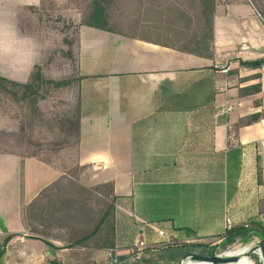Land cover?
Masks as SVG:
<instances>
[{
	"label": "crops",
	"instance_id": "crops-1",
	"mask_svg": "<svg viewBox=\"0 0 264 264\" xmlns=\"http://www.w3.org/2000/svg\"><path fill=\"white\" fill-rule=\"evenodd\" d=\"M40 5L0 0V68L15 70L0 77L17 89L16 97L0 89V102L6 100L0 104V264H76L65 259L72 250L57 251L55 239L30 237L24 219L27 204L65 173L50 165L54 138L45 141L53 147L50 158L41 157L38 126L23 115L29 97L18 86L34 82L39 60L25 81L16 77L27 46L40 52ZM166 12L150 16L143 31L78 26L77 119L73 142L70 135L64 143V149L74 144L69 165L84 172L83 185H110L115 247L138 241L153 247L168 237L192 245L187 254L203 245L218 249L233 237L229 245L264 241V65L239 64L264 58V19L249 0L227 2L219 13L215 4L211 46L183 50L179 21ZM223 66L226 72L218 70ZM30 99L36 115L39 97ZM8 102L15 110L9 112ZM41 162L55 168L56 177L25 203L23 182L27 173L35 181Z\"/></svg>",
	"mask_w": 264,
	"mask_h": 264
},
{
	"label": "rangeland",
	"instance_id": "rangeland-1",
	"mask_svg": "<svg viewBox=\"0 0 264 264\" xmlns=\"http://www.w3.org/2000/svg\"><path fill=\"white\" fill-rule=\"evenodd\" d=\"M143 1L144 0H109V4L107 6L109 20L119 14H121L120 20H128V18H131L130 14H135L139 4H141ZM161 1H167L169 3H172L173 9H175L176 6H179V3L183 2L185 4H188L192 9V12L196 14L195 10L196 4H198L197 0ZM231 1L233 0H214L215 4L217 5V13H219V11L221 12L224 5L227 2ZM250 1H253L254 5L260 11L264 12V0H249V2ZM90 5L91 0H41L40 10L42 12V15L40 16L38 30L40 40V52H30L31 47L27 46L29 52H26L24 54L23 68L22 70L18 69L16 77L20 82L25 81L28 74V69L33 66L35 61L39 60L40 79L34 80V82H30V84H33V86H35L36 91H39V94L37 95L39 97V101L33 102L35 111V103L38 105L39 110L37 111H39V113L36 115L32 114V100L30 98L25 99L22 103L25 121L28 120L27 118H31V116H33L34 126H38L39 140L41 141V143L39 144V152L41 157H45V159H48L50 158L48 156L50 155V152L53 147H55V151L57 150V153L54 152L55 156L52 155V157L50 158V160H52L50 161V165H57V169L60 168L62 169V171L65 172L62 175L67 176L66 179L60 182V187L57 189V192L60 190H68L71 193H74L75 196L77 195L86 197L85 199H89V203L93 205L95 210H97L95 216H100V214L103 212L100 210L104 209L107 206V202H109V200H113V202H115V197L111 192L112 190L110 188V185L107 183L86 185L85 182L83 185L84 178L81 176L84 172L77 169V167L74 165H69L71 162V158L74 155V144L68 145V148L64 149V143H67V137L71 135L70 137L72 142L74 140V125L77 119V92L76 84L74 81L75 60L73 59V51L76 46V31L78 29L76 24L77 21L82 17L85 19V16L90 10ZM69 18L72 20V24L70 25L68 20ZM114 18L117 19L116 17ZM64 37L68 41H64ZM70 40L72 41V43L69 42ZM67 49H69L71 52L69 51L70 53H67ZM5 68L6 67L1 66L0 73H3L7 70L15 71L11 68ZM30 71H32V69ZM51 78H70L73 83H71L67 87H55L51 85L49 86L48 84H42L44 80L46 81ZM6 85L4 84L3 87L4 93H10L12 91H15L14 86L7 85L6 87ZM0 104H6V100L0 102ZM8 104H11V102H8ZM9 107V112H11V109L15 110V105L13 107L11 104ZM13 119L14 117H11V119L9 118V121H11L12 124L14 123ZM25 124L28 123L25 122ZM52 137L54 138V143L53 147H51L52 149H50L49 146L45 145V141L52 139ZM62 149H64L65 152H62ZM39 168L40 171L38 176H34L35 181H31V174L27 173V181L23 182V188L20 196H22V199H24L25 203L30 198L28 197L29 194L33 195V193L38 187H43L46 183H49L56 177L55 168L49 167L48 164L41 162ZM77 199H79V197H77ZM56 213L58 214V212ZM56 213L55 216H57ZM52 221L53 223L50 229L46 230V234H44L43 236L45 238L49 236L48 238L55 239V241L60 243L59 248H57V251H61L65 248L67 250H72L70 252V257L65 259L71 261V263L76 264H115L114 260L122 254H135L138 258L139 264H177L180 258L186 253H184V251H186V248L195 249L194 247H192V245L187 247L183 244L178 245L176 242L172 243V240L168 239V237L166 243H156L153 247H148L151 245H147L140 241H138L134 245H130V247L128 248L124 246L115 247V242L112 247H98L97 250H95V247L91 245L87 247H66L67 244L71 240H73L69 236L68 225L70 226L74 224H82L81 219L77 218V221L73 222H69V220L63 221L64 225L60 227L58 224L59 221L56 217ZM90 224L92 225L93 223ZM109 227L110 224L108 223V221L104 222L101 234H104L106 229L108 230ZM124 230L125 229L122 228L120 225L119 232L122 233V231ZM160 234H162V231L160 232ZM27 242H29V244L32 243L29 238L27 239ZM253 244L238 243L226 246L223 249H214L215 246L203 245L199 249L200 252L195 253L202 255H213L223 253L224 255L229 250H235L245 245L252 246ZM165 246L168 247L164 248ZM150 248L157 249V251L155 253L146 252L145 254H142V252H144L145 250H151ZM97 254L99 256V260L92 262L91 257L93 255L97 256ZM243 257L247 258L248 264H262L261 260L259 259V253H250L248 256L241 254L239 258H241L242 262L245 263L246 260L243 261ZM187 262L191 261H184V264H187ZM7 263L12 264L13 262L11 260ZM62 263V261L57 262V264ZM126 263L128 262L126 261Z\"/></svg>",
	"mask_w": 264,
	"mask_h": 264
},
{
	"label": "trees",
	"instance_id": "trees-1",
	"mask_svg": "<svg viewBox=\"0 0 264 264\" xmlns=\"http://www.w3.org/2000/svg\"><path fill=\"white\" fill-rule=\"evenodd\" d=\"M196 14L192 12V9L188 4L179 3V7L173 9L172 3L161 0H144L139 4L135 14H130L131 18L128 20H120V15H116L109 20L107 6L109 0H91L90 10L85 16L77 21L76 26L85 25L101 30L113 31L114 29L127 30L128 28H139L143 31L146 24L150 22V16H155L159 10L165 9L166 13H174V17L179 21V48L183 50L200 49L205 46H211L212 44V20L214 11V0H197ZM252 2L253 7L259 13L262 19H264V12L260 11ZM42 12L40 10V16ZM176 15V16H175ZM69 25L72 24V20L69 18ZM122 27V28H121ZM64 41H68L65 37ZM69 42L72 43L70 40ZM70 43V44H71ZM69 44V45H70ZM67 53L71 51L66 50ZM70 51V52H69ZM240 65L245 67L256 68L264 65V58L240 61ZM40 74L34 78L39 80ZM70 78H58L44 80L42 84H48L49 86L55 87H67L71 84ZM4 84L12 85L15 87V91L10 92L16 97V86L11 84L9 81L0 77V89H3ZM6 85V87H7ZM22 89L23 96L31 97L32 94L38 95L39 91H36L35 87L31 84H25L18 86ZM255 91L259 90V85L254 87ZM18 91H20L18 89ZM257 119L256 116H251L248 122H253ZM77 167V166H76ZM77 169L80 170L79 167ZM66 175H61L42 189L39 195L34 198L25 208V224L29 231V236L39 238L47 242V238L43 235L46 234V230H49L54 218L56 217L59 221V227L63 226V221L73 222L80 218L82 224L68 225L69 236L71 240L66 247H87L89 245L98 247H112L114 245V202L109 200L107 206L100 211H103L100 216H95L97 213L92 204L89 203V199H85L84 196H75L68 190L57 189L60 187V182L66 179ZM79 197V199H77ZM89 197V195H88ZM99 210V209H98ZM99 211V212H100ZM58 212V214L56 213ZM55 213L57 216H55ZM54 215V216H53ZM108 221L110 224L109 229L102 233L104 222ZM89 224H88V223ZM90 223H93L92 225ZM90 227V228H88ZM80 230H79V229ZM86 229V231H85ZM45 230V231H43ZM234 238V237H233ZM228 240L226 243L221 244L220 248L228 246L234 239ZM168 246H165L166 248ZM133 259V260H132ZM126 261L128 263H126ZM130 261V262H129ZM57 264V261L54 262ZM115 264H139L138 258L135 254L119 255L115 260Z\"/></svg>",
	"mask_w": 264,
	"mask_h": 264
},
{
	"label": "water",
	"instance_id": "water-1",
	"mask_svg": "<svg viewBox=\"0 0 264 264\" xmlns=\"http://www.w3.org/2000/svg\"><path fill=\"white\" fill-rule=\"evenodd\" d=\"M262 239L254 243L252 246H250V249L247 251L246 256H248L250 253H260V256L264 258V245H262ZM221 254H213V255H202L195 252H188L183 256L177 264H182L183 260L186 258H190L191 260H197V261H208L212 264H230L236 261L237 257H225L221 256Z\"/></svg>",
	"mask_w": 264,
	"mask_h": 264
},
{
	"label": "bare ground",
	"instance_id": "bare-ground-1",
	"mask_svg": "<svg viewBox=\"0 0 264 264\" xmlns=\"http://www.w3.org/2000/svg\"><path fill=\"white\" fill-rule=\"evenodd\" d=\"M249 249H250V246L249 245H245V246H243L241 248H238V249H235V250H229L224 255L222 253V255L225 256V257H237L238 258L243 253H244V255H246V253H247V251ZM184 261H191V262H187V264H212L211 262H208V261L191 260L189 257L184 259L182 264H184ZM233 263L236 264L235 262H233Z\"/></svg>",
	"mask_w": 264,
	"mask_h": 264
},
{
	"label": "built area",
	"instance_id": "built-area-1",
	"mask_svg": "<svg viewBox=\"0 0 264 264\" xmlns=\"http://www.w3.org/2000/svg\"><path fill=\"white\" fill-rule=\"evenodd\" d=\"M218 70L220 71V72H226L227 71V67H219L218 68ZM230 108H227V110H229ZM230 224H229V221H226V229L228 230L229 228H230V226H229ZM259 259L261 260V263L262 264H264V258H262L261 256H260V254H259ZM254 264V263H253Z\"/></svg>",
	"mask_w": 264,
	"mask_h": 264
}]
</instances>
